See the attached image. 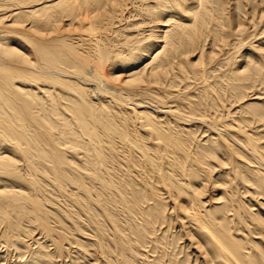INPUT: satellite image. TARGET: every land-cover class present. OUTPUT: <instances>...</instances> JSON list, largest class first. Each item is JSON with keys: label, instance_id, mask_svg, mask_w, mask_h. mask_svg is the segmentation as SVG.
<instances>
[{"label": "bare ground", "instance_id": "1", "mask_svg": "<svg viewBox=\"0 0 264 264\" xmlns=\"http://www.w3.org/2000/svg\"><path fill=\"white\" fill-rule=\"evenodd\" d=\"M27 1L29 2V0H27ZM122 1L126 2L129 0H55V1H51V2L45 0L43 3H38L35 5L29 4V6H27L29 9L26 8V9H28L27 11H24L23 7H17L15 9V12L10 11L11 13L4 17L6 19L8 17H11L12 15H17L20 17L21 14L26 13L27 16L32 14L33 24L28 29H26L25 36L23 35V37H26L27 41L31 40L29 42V44H32L33 47H35V49H37V51L40 55L41 61L44 64V65H41V70H44V71L43 72L40 71L38 73L37 70H35L38 74H32L30 72H24V71L18 72L16 70L14 71V69L12 70L10 68H5L2 66L0 67V133L3 137L2 144L0 142V148H3L6 151L5 152L6 155H4L2 157L0 156V177L3 179L11 181V183L14 184L16 187H18L19 190L22 189V191H19V192H15V191L0 192V198L3 200L4 205H6L5 206L6 211L1 213V215H0V241L2 240V243H4L5 247L7 248V252H9V250H11L13 246H15L17 248L16 250H18V249L19 250L20 249L25 250V252H23L24 255L22 256L24 258L20 260V262H21L20 264H51L50 260H49L50 258L48 259L47 256L41 251V249H39V247L35 249L28 242H27L28 244L23 243L22 234H24V228H25L24 225H25V223H28V225H31V224L37 225L39 227V229L46 231V233L51 235V237L55 236V240H52L53 244L56 246L57 249H62L61 248L62 247L61 246L62 241H61L60 235L58 234L59 232L57 233V235L55 234V232H53L54 229L50 228L51 224L49 225L46 222L47 216L44 214L42 207L39 204H37V202H36L37 201L36 200L37 194L39 195V193H37L39 190V187L37 185L38 183H37L36 175H37V172L41 171L39 166H42L45 164L46 165L45 166L46 171L48 173L50 172L54 176V179L58 180V181H55L56 183L57 182H59V183L65 182V181H68L70 183L77 181V183H78V181L80 180V177H81V174H80L81 172L79 169L77 171L76 167L73 168L70 161L67 160L68 158L66 159V157L64 155V148L62 146H67L70 149L80 148L81 150H83V153L85 152L90 156V157H88V164H93L94 167H96V165H97L99 167L98 169L95 168L96 170L92 167V169H94L93 171H95V172H93L94 176L91 175V177L92 176L95 177L94 180L96 179V181L99 183V187H100L99 188L100 191L98 193L99 195H102L104 190L109 191V190L113 189V187H115L114 183L110 182L111 180L106 179L110 175L109 176L105 175V173L107 171V170H105V166H107V162L109 159L108 156L109 155L112 156L111 153H116L117 151H122L121 154H120V152H119V154L122 155L124 152V154L127 156V158H126L127 159V161H126L127 166H130L133 168L134 167L138 168L140 166V164L141 165L143 164L142 167L144 168V166H145L149 172L153 173V175H152L153 177H155L154 174L157 175L159 178V182L161 181L164 184L163 188L165 187L167 189L169 196L171 195V196H174L176 199H178V198L182 199L180 204H176V203H174L176 200H174V198L171 197L174 200V202L172 204V209H173L174 214H172V215L170 214V215L173 216L172 218L175 221L179 222L178 223V224H180L179 229H180L181 233H183L182 236H187L189 238V244L192 247L195 246L194 248H196V252L199 254V257H200V264H264L263 255L260 252V249H258V247H257L258 244L255 246L256 243L254 242V241H258V239H261V237L263 239L262 235L264 234V220L260 219L258 217V215H254L253 213H252L253 214L252 215L251 211L249 213V210L246 209L247 208L246 206H245V208L243 207V211L240 210L241 212L235 211L234 207H235L236 202L234 203V197L231 194H229V196H232V197H229L228 201H227V203H229L228 207L230 209H228L227 213L223 216V219H225V221L227 220V222H228V223L226 222V225L221 224V221H218V219L215 218L213 215L208 214L207 211H205V209L203 210V208L205 207V202H203L204 200L202 199V195L206 190V184H202V185L200 184L201 186L198 185V187H200V188H198V187L196 188L195 186H193L192 181H189L185 177V176H189L191 174V173L189 174V172H188V167L192 166L193 162L195 161V159L192 158V155L187 153L188 150L187 151L185 150V149H189V148H190L189 150H191L190 144H187V146H189V148L184 149V147H183L184 145L182 146L181 143L177 141L178 139L175 138L176 139L175 140L173 138L174 136L172 137L166 131L167 130L166 128H163L162 126L153 123L150 119H147V116L149 115L146 112L147 109H144L146 111L142 110V108L145 107L146 104H145V106L143 104L142 105L141 104L136 105V107L133 105L135 108H133L130 112H127V111H125L126 108L124 110H122L123 107L120 105L121 103L116 102L117 100L115 101L116 103H118L122 107V109L118 108L116 105L114 106V104H113L114 100H111L115 96L120 98V100L123 99L126 102L129 99H133V98H135L134 100H137L136 97H139V96L141 98L144 97L151 102L150 104L153 103L152 106L156 107L158 105V106L165 108L164 113L166 115L172 116L173 119L175 117L180 118V116H181L180 112L184 108V107H182L183 102L186 103L185 99L187 97L185 99L182 98L185 101L179 102L178 100L181 98L178 99L177 93L176 94L169 93L168 90L163 97H161V95H160V97H155V96H152V94H150L153 92V91H151L152 90L151 85H153L152 83H155V84L159 83L160 84V80H162L163 77H165V79H166V76H168L170 73V69H173V68L184 69L183 67H185L186 65L187 66L191 65L193 68V66H196L199 64L201 58L204 55L209 56V57L213 56L214 50H215L214 46L216 44H213V47L211 46L212 49L214 48L213 50H211V48H210V51H207L208 50L207 46L209 45V31H208V29H209V25L210 24L212 25V21H214V18H215L214 16H216V15L214 14L213 17L209 15L208 10L206 9L207 5L204 7L203 0L202 1L201 0H192L193 2H195L196 5H194V7L189 8V9H188V7L186 8V6H184L182 4L183 0H174L177 7L182 8L183 12H185L187 15L190 16L189 22L185 23L186 21L182 20V21H184V23L183 22H182L183 24L179 23V27H177V29L179 31V32L177 31L179 34L178 40L176 39L177 41L176 40L166 41L165 39H164L165 41H162V40L158 41V39L160 37L166 38V35L168 34L169 29L175 25V24H173L174 17L171 15H168V16L165 15L166 19L164 20L165 17H161L163 13L161 15H159L160 13H158V12H157L158 14L157 13L152 14L153 12L150 13L151 12L150 11L149 13L152 16L153 22H155V24L157 23V26H155V28L162 30V33H161L162 36H158V34L157 35L155 34L156 35L155 37L157 39L156 43L157 42L163 43V46H161L160 49H151V51H150V49H148V51L146 49L143 50L144 52H147L145 54L147 55L146 57L148 58L147 60H149V61L142 68L138 69V68L133 67L130 69H122L123 68L122 66L128 65V63H130L131 60L130 59L129 60L124 59L123 61L119 60L118 59L119 56L116 55L115 53H113L112 50H110V46L107 45L109 48L108 47L106 48L105 46H103L101 44L99 39L95 37L96 34L101 32L100 31L101 29L99 30V28L104 27L101 25H103V24L104 25L105 24L111 25L113 23V20L118 16L117 14H116V16L113 14V13H115L114 8L119 7L121 5ZM134 1L135 0H133V2ZM196 1H197V3H196ZM11 2H12V0H11ZM160 2H161V0H160ZM165 3H168V2L165 1ZM165 3L162 2V4H165ZM130 4H131V2L129 3V5ZM133 4H132V6H134ZM16 5L20 6L21 3L20 4L17 3ZM7 6H8V4H7ZM21 6H23V5H21ZM164 6H167V5H164ZM56 7H61V8H60L58 17L56 19H54L53 18L54 15L51 16L52 15L51 12L54 11L53 9ZM161 7L164 8L163 6H161ZM189 7H191V6H189ZM21 8H23V10ZM149 9H152V7ZM224 9H227V8H224ZM152 10H154V9H152ZM119 11L120 10H118V14H119ZM159 12H163V10H160ZM225 12H226V10H225ZM121 13H122V15H124L123 12H121ZM124 13H125V10H124ZM210 13H212L211 10H210ZM35 14H38V15H35ZM171 14H173V13H171ZM119 16H121V14H119ZM177 16H179V15L177 14ZM220 16H218V17H220ZM52 18L54 20H52ZM181 18H182V16H181ZM62 19H64V20H62ZM84 19L88 21L89 27L87 30L90 31V34H94V36H93L94 39L86 37V36H88L89 33H87V35L85 36L86 38H83V35H82V37L79 35L81 38L78 36L79 42H75V45H74V44H72V40H71V42H70V40H68L69 35L67 36L65 34H67L69 32V30H68L69 27L72 26L75 22H78V24L83 23ZM119 19H120V17H119ZM147 19H148V17H147ZM175 19H176V17H175ZM176 20H178V18ZM51 21H53V22L59 21L62 24L65 21H68V22L70 21V23H69V27L66 24L68 29L65 28L66 26L65 27L62 26L64 28L62 35L59 34V36H57L56 38L55 37L52 38L53 40L47 41L46 39L45 40H42L39 38L37 39L38 35H36V38L33 39L34 37H32L30 35V33H32L31 31H36V32H38L39 36H41L40 34L43 33L44 29H46L51 24ZM179 21H177V22H179ZM214 23L215 22H213V24ZM219 23H222V22L220 21ZM86 24H85V26H86ZM28 25H30V22L28 23ZM28 25H27V27H28ZM110 25L108 27H110ZM118 25H119V23H118ZM229 25H230V23H229ZM229 25H228V22L226 20L222 24L217 23V25H216L217 30H216V28H215V30L217 32V35H219L218 44L219 43L221 44V42H225L226 39L229 37V34H230L229 33L230 31L228 28ZM116 26H113V27H116ZM59 29H60V27H59ZM81 29H84V28H81ZM113 29L114 28H112V32H113ZM40 30H42V31H40ZM7 31H5V32H7ZM73 31H74V29H73ZM104 31L108 32L107 30H104ZM213 32H214V30H213ZM2 33H4V32H2ZM18 33H20V31H18ZM18 33H16V34H18ZM22 33L24 34L23 31H22ZM63 33H65V34H63ZM85 33H86V31H85ZM110 33H111V31H110ZM117 33H118V31H117ZM150 33H155V32L151 31ZM19 35H21V33ZM75 36H77V35H75ZM75 36H72V37H75ZM114 36H115V34H114ZM21 37H22V35H21ZM70 37H71V35H70ZM216 37H215V39H217ZM212 38L214 39L213 36H212ZM110 39H111V37H110ZM181 39L187 41V44H188L187 49H180L179 47H177V46H179ZM105 40H106V38H105ZM27 41L25 40V43H24L25 45H26ZM213 42L214 41H212V43ZM215 42H216V40H215ZM130 43H132V42H130ZM130 43H128V44H130ZM133 43H134V41H133ZM184 43H186V42L184 41ZM107 44H108V42H107ZM134 44H137V43H134ZM84 45H86L87 47L85 46L86 48H84L83 51H80L78 49V47L82 48V46H84ZM125 45H127V44H125ZM10 46L11 45H9V47ZM26 46H28V45H26ZM159 46H160V44H159ZM12 47H14V46H12ZM124 47H126V46H124ZM121 48H123V47H120V51L123 50V49L121 50ZM113 50H115V49H113ZM27 52L28 51H26L24 53H23V51L19 52V51L15 50V47H14V48L6 49L5 52L3 51V53H1V54L3 56L8 55L7 53L14 54L15 55L14 57L20 61V60H24V59L27 60L28 59V57L26 55ZM33 53H35V52H33ZM122 55H124V54H122ZM133 55H134V53H133ZM3 56H0V59ZM193 56H197L196 61H192ZM134 57H135V55H134ZM5 58H6V56H5ZM35 58H36V56H35ZM6 59H8V58H6ZM132 60H133L132 62H134L135 58ZM138 61H140V60H138ZM20 64H19V66H20ZM39 64H41V63H39ZM119 66H121V67H119ZM22 67H24L25 69L28 68V67L26 68L24 65ZM118 67L121 69L118 70L117 69ZM42 68H44V69H42ZM34 69H35V67H34ZM31 70H33V69H31ZM61 70H65V71L68 70L69 72L68 71L67 72L69 73V75L67 73L66 74L64 73L65 75H63L62 73H60ZM71 71L82 74L84 76V78H82L81 75H79L78 77H81L84 80V82L86 84L83 82L84 83L83 85L87 86L88 88L85 86H81L79 84L80 81L78 80V78H77V80L79 81V83H77L78 81L75 82V81H72L70 79H66L67 76L69 77L71 75L70 74ZM187 71H189V70H187ZM186 72H184V73H186ZM199 72L200 71H198V73ZM76 73H72V74L74 75ZM195 75H196V73H195ZM234 76H236V75H234ZM15 77H20V78L24 79V81H23L24 85L27 83L26 81H36L37 80V81L42 82L44 84V85L42 84L44 86V88L39 87L40 88L39 90H41V95H34L33 89H31V88L24 90L21 87L17 86V84L14 85L13 82H14ZM180 77H182V76H180ZM83 80H81V81H83ZM162 82H164V80ZM29 84H30V82H29ZM33 84H35V86H36V83L33 82ZM163 84H165V83H163ZM163 84H162V86L159 85L160 87H158V89H157V86H158L157 85L156 88H154V89H157L158 91H162L164 89L166 90L167 87L164 88ZM209 85L211 86V84H209ZM207 86H208V84H207ZM162 87L164 89H162ZM99 89H104L105 91H107L108 93L113 95V97H110V99L108 98L109 100H111L113 102L112 104H110V102L107 103L106 100H105L106 103H104V101L102 99H104L106 96L103 98L102 93L100 92ZM168 89H170V88H168ZM202 90H205V89L203 88ZM209 92H212V90ZM154 95H155V93H154ZM212 95H215V94L212 93ZM107 97H109V96H107ZM118 98H116V99H118ZM142 101H144V100H142ZM136 102H138V101H136ZM218 103H219V101H218ZM136 104H138V103H136ZM186 105L188 106L189 103ZM197 105L200 106L201 104H197ZM204 106H206V105H203V107ZM140 107H141V109H140ZM129 108L131 109L132 107H129ZM188 108H189V106H188ZM127 109H128V107H127ZM190 110H191V108H190ZM202 110L204 111V108ZM187 111H188V109H187ZM182 112H184V111H182ZM194 114L195 113H193L192 115L194 116ZM205 114H207V112ZM196 116L198 117L197 114H196ZM196 116H194V117H196ZM144 117H145V119H143L144 122L139 121V123H137L139 118H144ZM194 117H193V119H195ZM181 118H183V117H181ZM184 118H186V116ZM155 119H157V118H155ZM199 119H201V121L203 119V122L204 123L207 122V124H208V122H210V120H208V117L205 118V116H203V115L202 116L200 115ZM175 120H178V119L175 118ZM171 121H173L172 118H171ZM194 121H196V119ZM197 121H199V120H197ZM210 123H212V122H210ZM232 123H234V121H231V124H227L225 126L223 125L222 128L225 127V128L232 129L234 131L235 136H237V135L240 136V138L238 139L239 140L238 142H241V143H243V145H245V147H246L245 149H247L250 152L249 154L253 153L254 158L256 156V158L260 160V163H262V162L264 163V158L262 156L263 150L259 147L260 145L258 146L257 143H255L256 141L253 139V137L251 135L245 133L244 130L242 128H240V126H239V128L238 127L234 128V126H232V125H234L235 123L234 124H232ZM163 124L164 123L162 121V125ZM172 124H170V126ZM176 124H178V123H176ZM138 129L143 130L145 132L144 133L145 135L144 134L140 135ZM179 130H180V128H179ZM173 135H175V134H173ZM217 136H222V135H220V132H219V134H217ZM230 139H231V137H230ZM149 140H150V142L154 141L153 144H151L152 142L149 144V142H148ZM223 142H222V140L220 141V143H222L224 145L225 143H223ZM186 143L187 142H185V144ZM24 145L27 147L36 149L37 150V152L35 154L36 156L32 157V158H29L28 156H26ZM226 145H227V148H229V147L231 148V146H229L231 144L226 143ZM4 150H2V151H4ZM230 150L232 152V148ZM230 150H229V152H230ZM225 151H227V150H225ZM234 152H235V150H234ZM15 153L16 154L18 153L19 155L24 156L25 157L24 160L20 157L16 158ZM72 153L73 152H71V154ZM75 153L77 154L78 152H74V154ZM79 153L81 154V151ZM116 154L118 155V152ZM227 154L231 155V153H228V152H227ZM120 155H118V157H120ZM125 155H124V157H125ZM213 155H211L212 158H213ZM236 156L237 155L235 152L234 156H232V157H236ZM86 158H87V156H86ZM208 158H211V157L209 156ZM214 158H216V157L214 156ZM126 159H124V162ZM196 159H197V157H196ZM227 159H229V157ZM235 159L239 160L238 158H235ZM115 160L117 161L116 158H115ZM204 160H205V158H204ZM233 160H234V158H233ZM237 160L235 162L238 164L239 162H237ZM20 161H22L26 165L30 176H27V174H25V173L24 174L21 173L19 171V169H17L18 162H20ZM82 161L83 160H81V163H82ZM124 162H122V164ZM77 163H79V161H77ZM111 163H113V162H111ZM197 163L198 162L196 161V164ZM113 164H111V166ZM119 164L121 165V163H119ZM119 164H117L116 166H119ZM240 164L242 165V162ZM194 165H195V163H194ZM111 166L109 165V169ZM201 166H200V168H202ZM204 166H205V164H204ZM237 166H240V165L238 164ZM142 167L140 169H142ZM241 167L243 168V166H240V168ZM116 169H114V170L116 171ZM118 169H120V168H118ZM127 169H128V167H127ZM127 169H125L126 172H127ZM197 169H199V168H197ZM133 170H129V171H133ZM233 170H234V168H233ZM235 170H237V169H235ZM110 171H111V169H110ZM90 172H92V170H90ZM128 172L126 173V175L129 174ZM115 173H114V175H115ZM123 173L125 174V171ZM123 173H122V175H123ZM132 173L134 174L135 172H132ZM237 173H238V171H237ZM199 174H200V172H199ZM104 175L107 177L105 178ZM139 175L141 176V174H139ZM238 175H239V179H240L241 178L240 174L238 173ZM238 175L236 174V176H238ZM136 176H137V173H136ZM138 176H137V178H139ZM203 176H204L203 178H205V180L209 179V178H206L207 174L205 175V173H204ZM47 177H48V175H47ZM128 177H130V176L128 175ZM121 178H122V176H121ZM130 178L133 179L132 177H130ZM130 178H128V179H130ZM146 178H147V180L150 179L148 177H146ZM114 179H115V177H114ZM128 179H125V180L127 181L126 183H128V187H129V185L131 186V184H129L130 180L128 181ZM140 179H141V177H140ZM135 180H137V179H134V181ZM242 180H244V179H242ZM96 181H95V183H96ZM148 181H147V184H148ZM199 181L203 182L202 179ZM239 181H238V183H239ZM83 182H82V184H83ZM141 182H142V180H141ZM141 182H139V183H141ZM149 182H151V181H149ZM159 182L156 181V183H159ZM229 182H228V184H229ZM91 183H94V182H91ZM123 183H125V181ZM131 183H132V181H131ZM139 183H137V184L139 185ZM142 183L144 184L145 182H142ZM193 183H196V182L194 181ZM60 184H63V183H60ZM65 184H66V182H65ZM132 185H133V183H132ZM140 185H142V184H140ZM140 185H139V187L135 186V184L133 186V187L139 188V191H137L136 197L137 198H140V197L144 198L143 197L144 194H146V196H147V194L150 193V192H148L150 189L149 190L148 189L143 190L141 187L144 185H142L141 187H140ZM117 186H118V184H117ZM120 186H123V185H120ZM124 186L126 187V185H124ZM151 186H149L148 188H150ZM153 186H155V185H153ZM64 187H66V186L61 187L64 189V191H61V193L65 192L66 188H64ZM125 187H124V189H125ZM131 187L129 188V191L132 190ZM158 187L159 186L157 185V188ZM228 187H230V186L228 185ZM58 188H60V187H58ZM67 188H68V186H67ZM71 188H72V186H71ZM95 188H98V187H95ZM95 188H92L91 190H94ZM137 188H136V190H137ZM121 189H122V187H121ZM126 189H125V192H127ZM140 189H141L142 193H143V191H147V190L148 191H147V193L144 192L143 196H141L140 194H138V192H140ZM115 190H114V192H115ZM156 190L158 191L159 188ZM156 190H155V192L157 193ZM2 191H4V190H2ZM70 191H72V190H69V192ZM95 191H96V189H95ZM116 192H115V194H116ZM125 192H124V194H125ZM158 192L160 193L161 190H159ZM65 193H66L65 194V196H66L67 192H65ZM222 193L225 194L224 192H222ZM98 194L96 193L95 197H98L97 196ZM69 195L71 196V193ZM93 195H94V193H93ZM119 195H120L119 197H121V194H119ZM137 195H139V197ZM153 195H154V192H153ZM156 195H158L160 197V195L158 193ZM234 195H235V193H234ZM40 196H41V194H40ZM106 196L108 197L109 195L107 194ZM129 196H130V194H129ZM146 196H145L146 203H148L147 200H149V199H147V198L152 197V196L148 195L147 198H146ZM161 196H163V198L165 197V199H166V196H164V195H161ZM104 197H105V195H104ZM112 197H114V196H111V199H112ZM130 197L127 196V198H130ZM155 197L153 196L154 199H157V197L156 198ZM72 198H74V197H72ZM99 198H100V196H99ZM131 198L133 199V197H131ZM167 198H168V196H167ZM237 198H239V197L236 196V199ZM145 199H143V201ZM89 200H91V197ZM89 200H88V202H89ZM104 200H106V199H104ZM107 200H108V198H107ZM119 200L121 201V199H119ZM134 200L136 201V198L133 199L132 201H130V200L129 201L132 203V202H134ZM139 200L140 199H138V201ZM74 201H76V199H74ZM91 201H94L97 209H99V211L102 212L101 214L104 216L103 218H105L104 220L107 223V226H109V228L111 227V229L113 231L111 238L108 240V242L110 245H113L114 248H119L121 255H122V259H123V260H121V258H120V261H122L121 264H131L133 253L136 251H139L140 248H138V246H137V249H136V247H135L134 249H136V251L133 252V250H134L133 246L134 245H132V244L135 242V240H133L134 242H131L128 239V237L127 238L121 237V236H123L122 235V229L117 222L118 220L116 221V218H119V217H114L113 214H114L115 210L107 205V204H109L110 206H113L112 204H110L111 200H110V202L106 203V205L103 204L102 203L103 201H101L99 199L98 200H91ZM154 201L156 202V200H154ZM171 201H172V199H171ZM81 202H82V200H81ZM116 202H119V201L117 200ZM122 202H120V203H122ZM142 202H141V204L144 205ZM164 202H166V201H164ZM131 203H129V204H131ZM75 204H78L79 206L82 205V204L80 205V203H77V201L75 202ZM114 204L116 206V203H114ZM138 204H140V203H138ZM148 205H150V204H148ZM148 205H146V206L148 207ZM159 205H156V207ZM162 205H163V203H162ZM121 206H122V204H121ZM121 206H119V207H121ZM132 206H133V204H132ZM151 206H152V204H151ZM139 207H141V206H139ZM133 208L135 210H133ZM133 208H132V211H135L136 213H138V211L140 209L139 208L137 210L138 205L137 204L134 205ZM81 209H83L85 211L86 208L84 209L81 206ZM81 209H80V211H81ZM115 209H116V207H115ZM122 209L124 210V207ZM128 209H129V207H128ZM120 210H121V208H120ZM120 210H118V211H120ZM130 210H131V208H130ZM130 210H128V212H130ZM206 210H207V208H206ZM236 210H238V209H236ZM157 211L159 212V209ZM86 212H87V210H86ZM150 212H152V209ZM161 212H162V210H161ZM166 212H164L162 215L164 216ZM213 212L215 213V211H213ZM138 214L141 216L143 215L142 212H141V214L140 213H138ZM158 214H160V213H158ZM244 214H245V217L247 219L251 218L254 221V223H256L255 226L258 228L257 229L258 232H255L254 230L253 231L249 230L248 224L246 222L247 220L244 218ZM85 215H88V214L85 213ZM94 216L95 215H93L92 217H94ZM135 216H137V215H135ZM98 217H102V216H99V214H98ZM120 217H121V221H122L123 218H122V216H120ZM132 217H134V216H132ZM88 218H89V216H88ZM135 218L137 220H140L137 217H135ZM139 218L142 219L144 217L139 216ZM169 218H167V219H169ZM90 219H92V221H93V218H90ZM251 219H249V220H251ZM86 221H85V223H86ZM140 221H139V225L137 224L138 227L140 226ZM142 221H143V219H142ZM145 221H144V224H145ZM157 221H158V219H157ZM157 221H156V223H157ZM159 222H160V220H159ZM234 222H235V224L237 223L236 225H239V226L242 225L241 227H239V231L243 233V235H240L242 238H238L232 234V230L234 228H232L230 224L234 223ZM149 223L146 224V227H148L147 225ZM128 224H129V222H128ZM250 224H251L250 226L253 225L252 223H250ZM88 225H87V227H88ZM142 225L143 224H141V226ZM71 226H72V224H71ZM135 226H136V224H135ZM154 226H155V224H154ZM94 227H96V226H93V228ZM129 227H128V230L130 231ZM138 227H137V229H138ZM93 228L91 227L90 229H93ZM133 228H131V229H133ZM150 228H152V227H150ZM150 228L148 227V230L150 232H152L150 230ZM97 229H98V227H97ZM250 229H253V228H250ZM93 230L95 232V229H93ZM99 230H100V228H99ZM136 231L138 234H140L138 232V230H136ZM236 231L237 230H235V232ZM141 232H144V230L143 231L141 230ZM129 233L131 234V232H129ZM238 233L239 232L237 231V234ZM253 233L256 234V236L253 235ZM100 234H101V231H100ZM148 235H149V237L151 236L149 233H148ZM246 235H251V237L253 235L254 237H252V238L254 240L252 239L253 241H251L250 238H249V240H245L244 236H246ZM138 236H140V235H138ZM141 236L145 238V236H143V235H141ZM97 237H98V235H97ZM102 237L103 238H100V242L98 244H99V247L103 246L105 248L107 246L105 245L106 243H104L105 242L104 236H102ZM130 237H131V235H130ZM142 237H140L138 240H142L143 239ZM101 239H103L102 241H104V242H101ZM95 240H96V238H95ZM262 241H261V243H262ZM137 242L141 243V242H143V240L141 242L136 241V243ZM149 242H151L150 239H149ZM102 243H104V244H102ZM251 243L255 246V248L252 245H250ZM139 245L141 246V244H139ZM259 245H260V242H259ZM143 247H146V246L143 245ZM143 247H141L142 252H143ZM263 247L264 246L261 247L262 250L264 249ZM104 248L103 249L101 248V250H102V253L107 254V255L106 254L105 255L107 257L106 259L108 260V264H114L115 262H116V264H118L116 261L117 259H115L113 261L110 258L111 256H112V259H113V257L115 258V256H114L115 252L114 253L111 251H107V252L105 251L104 252ZM109 248H110V246H109ZM109 248H108V250H109ZM105 250H107V249H105ZM263 252H264V250H263ZM4 253H5V251H4ZM139 255H141V254H139ZM117 256H118V254H117ZM144 256H146V255H144ZM117 258H119V257H117ZM140 258H141V256H140ZM139 259L137 258L136 260L138 261ZM139 263H141V262H139Z\"/></svg>", "mask_w": 264, "mask_h": 264}, {"label": "rangeland", "instance_id": "2", "mask_svg": "<svg viewBox=\"0 0 264 264\" xmlns=\"http://www.w3.org/2000/svg\"><path fill=\"white\" fill-rule=\"evenodd\" d=\"M44 1L45 0H32V1L29 0V2H28L27 0H12V2H11V0H0V5H1L0 6V29H1L0 30L1 31L0 32L1 33L0 34V48H1L0 49V56H3L1 53H3V51L5 52L6 49L14 48V47H15V50H17L19 52H22V51H23V53L26 51L29 52V53L27 52V54H26L28 59L27 60L24 59V60H20V61L14 57L15 56L14 54L7 53L8 55H5V56L8 59H6L5 56H3L4 58L1 57L0 67L2 66L5 68H10L12 70L14 69V71L16 70L18 72L19 71L30 72L32 74H38L40 71H42V72L44 71V70H41V65H44V64L41 61V58H40V55H39L37 49H35V47H33L32 44H29V42L31 40L28 39L29 41H27L26 37H23V35L25 36L26 29H28L33 24L32 14L27 16V14L25 13V14H21L20 17L17 15H12L11 17H8L6 19L4 18L8 14H10L12 11L15 12V9L17 7H23L24 11H27L29 9L27 7V6H29V4L35 5L38 3H43ZM46 1L51 2V1H55V0H46ZM165 1H167L170 5L168 3H165ZM124 2L122 1L121 5L119 7L114 8L115 13H113V14L115 16H116V14L118 15L114 19L115 21L113 20V23L111 25L110 24H107V25L105 24L106 26L104 24L101 25L104 27L99 28V30L101 29L100 30L101 32L98 33L99 35L96 34L95 37L98 38L99 41L101 42V44L103 46H105L106 48L108 46H110V50H112L113 53H115L116 55L119 56L118 57L119 60H121V61H123L124 59L125 60L126 59L131 60L130 63H128V65L122 66L123 67L122 69H130L133 67L140 69L149 61V60H147L148 58L146 57L147 55L145 54L147 52H144L143 50L146 49L148 51V49H150V51H151V49H160L161 46H163V43H159V42L156 43L157 39L155 36L157 34H158V36H162V34H161L162 30L155 28V26H157V23L155 24V22H153V19H152V16L150 13L153 12L152 14H154V13L158 12V13H160L159 15H161L163 13L161 17H165V15H167V16L171 15L174 17V19H175V17H176V19L178 18V20L173 19V24H175V25L177 24V25L176 26L174 25L172 28L169 29L168 34L166 35V38L160 37L159 38L160 40L158 39V41H161V40L162 41H165V40L166 41H174L176 39L178 40V35H179L178 32L179 31H178L177 27H179V23L183 24L184 21H186L185 23L189 22L190 16L187 15L185 12H183L182 8H178L177 5L175 4L174 0H170V1L169 0H161V2H160V0H135L134 2H133V0H129V1H126L125 3ZM130 2H131V4L129 5ZM162 2L165 4H162ZM17 3H19V4L21 3V5H23V6L16 5ZM196 3H197V1H196ZM7 4H8V6H7ZM132 4L134 6H132ZM182 4L184 6H186V8L188 7V9L192 8V7H194V5H196L195 2H193L192 0H185V1L183 0ZM164 5H167V6H164ZM203 5H204V7L207 5L206 9L208 10V13L210 16L213 17L214 14L216 15V16H214L215 18H214V21H212V25L211 24L209 25V29H208V31H209V45L207 46L208 50L206 49L207 51H210V48H211V50H213L215 48L213 56L209 57V56L204 55L201 58L199 64L196 66H193V68L191 65H188V66L186 65L187 67L186 66L183 67L184 69L186 68L185 70L182 68H179L180 70L177 68L170 69V73L168 75L169 77L166 76V79H165V77H163V79L160 80V84L159 83L158 84L152 83L153 85H151L153 87V88L151 87V89H152L151 91H153L155 93V95L153 92L150 93V94H152V96L160 97V95H161V97H163L168 90L169 93H173V94L177 93L178 99L179 98L185 99L187 97L185 99L186 103L183 102V106H182V107H184L182 110L184 112L181 111L180 112L181 116L179 115L180 118L183 117V118H181L182 120L179 117H175L176 119H178V120H175V118L173 119L172 116L166 115L164 113L165 108L158 106V105L156 107L152 106L153 103L150 104L151 102L144 97L141 98L139 96V97H136L137 100H134L135 98H133V99H129L126 102L123 99L120 100V98L115 96L114 98L111 99V100H114V103H113L111 100H109L110 97H113V95H111L110 93H108L104 89H99V90L102 93L103 98L106 96L104 99H102L104 101V103H106V101H107V103L110 102V104L113 103L114 106L116 105L120 109H122V107H123L122 110H124L126 108L125 111H127V112H130L133 108L136 107V105H140V104L142 105L143 104L145 106V104H146V106L143 107L142 110L147 109V111L144 110L149 114L147 116V119H150L153 123L158 124V125L162 126L163 128H166L167 130L166 129L165 130L172 137L174 136L173 137L174 139L175 138L178 139L177 141L180 142L182 146L184 145L183 146L184 149L189 148V146H187V144H190L191 150H189L190 148L185 149V150L186 151L188 150L187 153L191 154L192 158L195 159V161L193 162V165L195 163L196 166L195 165L189 166L188 172H189V174L190 173L191 174L189 176H185V177L189 181H192L193 186H195L196 188L198 187V185L201 186L202 184H206V190L202 195V199L204 200L203 202H205V207L203 208V210L205 209V211H207L208 214L213 215L215 218L218 219V221H221V224L226 225L227 220L225 221V219H223V216L227 213V210L230 209L228 207L229 203H227V201H228L229 197H232V196H229V194H231L234 197V203L236 202L235 207H234L235 211H237V212H239L240 210L243 211V207L245 208V206H246L247 207L246 209L249 210V213L251 211V214L253 213L254 215H258V217L260 219L264 220V189H263L264 188V163L262 161H261L262 163H260V160L257 159L256 156L254 158L253 153L249 154L250 152L247 149H245L246 148L245 145H243V143H241V142H238L239 141L238 139L240 138V136H238V135L235 136L234 131L232 129L225 128V127L222 128L223 125L225 126L227 124H231V121H234L235 124L232 123V124H234V125H232V126H234V128H236V127L239 128V126H240V128H242L245 133H247L253 137V139L256 141V142L255 141L254 142L257 143L258 146L260 145L259 147L263 150L262 156L264 158V0H203ZM161 6H163L164 8H162ZM189 6H191V7H189ZM148 7L149 8L152 7V9H154V10L149 9ZM23 8H21V9L23 10ZM26 8H28V9H26ZM60 8L61 7H56L53 9L56 13L54 11L51 12V14H52L51 16L54 15V17H53L54 19H56L58 17ZM224 8H227V9H224ZM118 10L123 12L124 15H122V13L119 11V14H121V16L123 18L121 16H119ZM124 10H125V13H124ZM160 10H163V12H159ZM210 10L212 13H210ZM225 10H226V12H225ZM171 13H173V14H171ZM177 14L179 16H177ZM35 15H38V14H35ZM181 16H182V18H181ZM218 16H220V17H218ZM119 17H120V19H119ZM147 17H148V19H147ZM53 18H52V20H54ZM64 19H62V20H64ZM165 19H166V17L164 18V20ZM182 20H184V21H182ZM225 20L228 22V25L230 23V25L228 26L230 34H229V37L226 39L225 42H221V44L220 43L218 44L219 35H217V32H216V30H217L216 25H217V23L218 24L224 23ZM177 21H179V22H177ZM218 21L219 22L221 21L222 23H219ZM29 22H30V25H28ZM213 22H215L214 23L215 25L213 24ZM69 23H70V21L69 22L65 21L63 24L59 21L58 22L51 21V24L46 29H44L43 33L40 34L41 36H39L38 32H36V31H31L32 33H30V35L32 37H34L33 39H35L36 35H38L39 37L37 36V39L38 38L42 39V40L46 39L47 41L53 40L52 38H54V37L56 38L57 36H59V34L62 35V32L64 30V28L62 26H64V27L66 26L65 28L68 29ZM84 23L85 24L87 23L86 26ZM118 23H119V25H118ZM66 24L68 25V27ZM74 24L72 26H70L71 28L69 27V29H68L69 32L67 34L63 33L67 36L69 35L68 40H70V42L72 40V44L75 45V42H79L78 41L79 37L80 36L82 37V35H83V38L88 37V38L94 39V37H93L94 34H90V31L87 30L89 27L88 26L89 23L87 20L84 19L83 23L78 24V22H75ZM27 25H28V27H27ZM109 25H110V27H108ZM113 26H116V27H113ZM59 27H60V29H59ZM81 28H84V29H81ZM112 28H114L113 32H112ZM215 28H216V30H215ZM73 29H74V31H73ZM104 30H107L108 32H106ZM213 30H214V32H213ZM5 31H7V32H5ZM18 31H20L23 38L21 37V35H19L20 33H18ZM22 31L24 32V34L22 33ZM40 31H42V30H40ZM85 31H86V33H85ZM110 31H111V33H110ZM117 31H118V33H117ZM151 31H154L155 33H150ZM2 32H4V33H2ZM16 33H18V34H16ZM87 33H89L90 35L88 34V36H86ZM114 34L117 38L114 36ZM70 35H71V37H70ZM75 35H77V36H75ZM211 35L214 37V39L212 38ZM72 36H75V37H72ZM104 37L106 38L107 41L105 40ZM110 37H111V39H110ZM215 37L217 39H215ZM25 40L27 41L26 45H28L29 47L24 44ZM211 40L214 42L216 40V42L212 43ZM133 41H134V43H137L138 45L134 44ZM184 41L186 43H184ZM107 42H108V44H107ZM130 42H132V43H130ZM128 43H130V44H128ZM125 44H127V45H125ZM159 44H160V46H159ZM213 44H216V45L212 49ZM9 45H11V46L9 47ZM12 46H14V47H12ZM85 46L86 45L82 46V48L78 47V49L80 51H83L84 48L87 47V46L86 47ZM124 46H126V47H124ZM120 47H123V48H121V50L123 49L122 51H120ZM177 47H179L180 49H187V47H188L187 41L181 39L180 44ZM113 49H115V50H113ZM33 52H35V53H33ZM132 52L134 53L135 57H134ZM122 54H124V55H122ZM35 56L37 59L35 58ZM134 58H135V60H134V62H132L133 61L132 59H134ZM192 58H193L192 61L197 60V56H193ZM138 60H140V61H138ZM30 62L31 63L33 62V63L31 64ZM39 63H41V64H39ZM19 64H20V66H19ZM23 65L26 68L27 67L28 68L25 69L24 67H22ZM34 67H35V69H34ZM119 67H121V66H119ZM119 67L117 68L118 70L121 69ZM30 68L33 70H31ZM42 69H44V68H42ZM35 70H37L38 73ZM187 70H189V71H187ZM67 71L68 70H66V71L61 70L60 73H62L63 75H65L67 73L69 75V73H68L69 71L68 72ZM198 71H200V72L198 73ZM184 72H186V73H184ZM72 73H76V72L71 71L70 74L72 76L71 75H70L71 77L67 76L66 79H70V80L75 81V82H77L79 80L80 83H79V81L77 83H79L81 86H85V85H83L85 82L82 79V78H84V76L82 74H79V73H76L74 75ZM195 73H196V75H195ZM178 74L182 77H180ZM79 75H81L82 78L78 77ZM234 75H236V76H234ZM77 78H78V80H77ZM81 80H83V81H81ZM163 80H164V82H162ZM23 81H24V79H22L20 77H15L13 83H14V85L17 84V86L21 87L24 90L28 89V88L33 89L34 95H41V90H39V89L44 88V86H43L44 84L42 82L37 81V80L36 81H26L25 80L28 84L26 83L24 85ZM29 82H30V84H29ZM33 82L36 83V86H35V84H33ZM163 83H165V84H163ZM162 84H163L164 88L167 87L166 90L162 87V89H164V90L158 91L157 90L158 87L162 86ZM207 84H208V86H207ZM209 84H211V86ZM156 86H157V89H154V88H156ZM85 87H87V86H85ZM168 88H170V89H168ZM203 88L205 90H202ZM211 90H212V92H209ZM212 93L215 95H212ZM107 96H109V97H107ZM116 98H118V99H116ZM181 99H179L178 101L179 102L185 101L184 99H182V100ZM142 100H144V101H142ZM115 101L118 103H121L120 105L122 107L118 103H116ZM136 101H138V102H136ZM218 101H219V103H218ZM136 103H138V104H136ZM188 103H189V105H188L189 108L186 105ZM191 103L192 104L194 103V104L192 105ZM197 104H201V105L198 106ZM203 105H206V106L203 107ZM207 106L208 107L210 106V107L208 108ZM127 107H128V109H127ZM129 107H132V108L130 109ZM190 108H191V110H190ZM203 108H204V111L202 110ZM140 109H141V107H140ZM187 109H188V111H187ZM206 112H207V114H205ZM193 113H195L194 116H196V114H197L198 117L197 116L194 117L192 115ZM184 115L186 116V118H184L185 117ZM200 115L205 116V118L208 117V120H210V122H212V123H210V122H208V124H207V122L204 123L203 119H202V121H201V119H199ZM193 117L196 119V121H194L195 119H193ZM155 118H157V119H155ZM171 118L173 121H171ZM143 119H145V117L139 118L137 123H139V121L144 122ZM197 120H199L200 122ZM162 121L164 123L163 125H162ZM169 123L170 124L173 123V124L170 126ZM176 123H178V124H176ZM179 128L181 131L179 130ZM138 130H139L140 135H143L145 133L143 130H140V129H138ZM219 132H220V135H222V136H217V134H219ZM173 134H175L176 136ZM230 137H231V139H230ZM2 140H3V137L0 133L1 144H2ZM221 140H222V142L224 141L223 143H225L224 144L225 146L222 143H220ZM148 142H149V144L151 142H152L151 144H153L154 141L150 142V140H149ZM185 142H187V143L185 144ZM226 143L231 144L229 146H231L233 153L231 152V150H230L231 148L229 146H228L229 148H227ZM24 147H25L26 156H28L29 158L36 156L35 155L37 152L36 149L27 147L25 145H24ZM62 147L64 148V155H65L66 159L68 158L67 160L70 161L73 168L76 167V170L78 171V169H79L81 172L80 173L81 177H80V180L78 181V183H77V181H74L72 183L65 181L66 184H65V182H60L63 184H60L59 182H57L58 183L57 184L55 181H58V180L54 179V176L50 172L48 173L46 171V169H45L46 165L45 164L42 166H39L41 171L37 172V175H36L37 183H38L37 185L39 187V190L37 192V193H39V195L37 194L38 199L36 198V200H37L36 202H37V204H39L42 207L44 214L47 216L46 222L49 225L51 224L50 228L54 229L53 232H55L56 235L59 232L58 234L60 235V238L62 241V243H61L62 249H57L56 246L53 244L52 240H55V236L51 237V235L46 233V231L39 229V227L37 225H34V224L28 225V223H25L24 234H22L24 244L29 243L35 249L39 247V249H41V251L47 256V258L48 259L50 258L49 260H50L51 264H105V263L108 264V260L106 259L107 254L102 253V250H101V248L103 249L104 247L103 246L99 247V244H98L100 242V238H103L102 236H104L105 242L102 241L103 239H101V242L106 243L105 245L107 246L104 248V252L105 251L106 252L111 251L113 253L115 252V254H114L115 258L113 257V259H112V256L110 258L113 261L115 259H117L116 260L117 263L121 264L122 261H120V258H121V260H123V259H122V255H121L119 248H114V246L110 245L108 242V240L111 238L113 231H112L111 227L109 228V226H107V223L104 220L105 218H103L104 216L101 214L102 212L99 211V209H97L94 201H91V200H98V199L103 201L104 199H106L102 203L106 205V203L110 202V200H111L110 204H112L113 206H110L109 204H107V205L115 210V212L113 214L114 217H119V218H116V221L118 220L117 222L122 229V235L123 236H121V237H123V238L128 237V239L131 242H134L133 240H135V242L132 244V245H134L133 249L135 247L137 249V246H138V248H140L139 251H136V249L133 250V252L134 251H136V252L133 253L134 258L132 257V261L133 260L134 261L133 262L131 261V264H200V257H199V254L196 252V248H194L195 246L192 247L189 244V238L187 236H182L183 233H181V231L179 229L180 228V224H178L179 222L175 221L172 218L173 216H171L172 214H174L173 209H172V204H173L174 200H176L174 203L180 204L182 199L181 198L176 199L174 196H171V195L169 196L167 189L165 187L163 188L164 184L161 181L159 182V178L157 175L154 174L155 177H153L152 176L153 173L149 172L145 166H144V168L142 167L143 164L142 165L140 164V166L138 168L137 167L133 168V167L127 166V162H126L127 156L124 154V152L122 155H120L122 151H117L118 155H120V157H118V155L116 154L117 152L111 153L112 156H110V155L108 156L109 159L107 162V166H105V170H107L109 172L108 173L106 171L107 174L105 173V175H107V176L110 175L109 176L110 178L109 177L106 178L107 176H105V175H104V177L108 180H111L110 181L111 183L112 182L114 183V186L116 188L113 187V189L115 188L116 189V190L114 189L115 192L117 191L118 193L116 192V194H115L114 190L111 189L109 191L104 190L102 195H99L98 194L100 191L99 183L96 181V179L94 180L95 177H93L94 176L93 172H95L93 170L95 168L98 169L99 167L97 165H96V167H94L93 164H88V157H90V156L85 152L83 153V150H81L80 148L70 149L67 146H62ZM1 149L2 150H4V149L0 148V156L2 157L4 155H6V153H5L6 151L5 150L2 151ZM228 149L230 150V152ZM225 150H227V151H225ZM234 150H235L236 155H237L236 157H232V156H234V153H235ZM80 151H81V154L79 153ZM71 152H73V153L71 154ZM74 152H78L79 154L78 153L74 154ZM119 152H120V154H119ZM227 152L231 153L232 156L227 154ZM15 155H16V158L20 157L23 160L25 158L24 156L19 155L18 153L17 154L15 153ZM124 155H125V157H124ZM208 155L211 158H208L209 157ZM211 155H213V158H214V156L216 158L213 159ZM86 156H87V158H86ZM195 156L197 157V159ZM227 156L229 157V159H227L228 158ZM115 158L117 159V161L115 160ZM204 158H205V160H204ZM233 158H234V160H233ZM235 158H238L239 160H237ZM124 159H126L125 162H124ZM81 160H83L82 163H81ZM236 160H237V162H239L238 164L240 166H243V168L242 167L240 168V166H237L238 164L235 162ZM77 161H79V163H77ZM196 161L198 162L197 164H196ZM111 162H113L114 164ZM118 162L121 163V165ZM122 162H124L123 163L124 165L122 164ZM241 162H242V165L240 164ZM108 164L110 166H111V164H113L111 166L112 168L110 167L111 171L109 169ZM117 164H119V166H116ZM204 164H205V166H204ZM114 166L116 168L118 167L120 169H118V168L116 169ZM200 166L202 168H200ZM92 167L94 169H92ZM127 167H128V169H127ZM141 167H142V169H140ZM197 168H199V169H197ZM233 168H234V170H233ZM17 169H19V171L21 173H23V174L25 173V174H27V176H30L26 165L22 161L18 162ZM114 169H116L117 172ZM125 169H127V172L129 170H133V171L128 172L129 173L128 175L130 177H132L133 179H131L130 177H128V175H126L127 172ZM235 169H237V170H235ZM90 170H92V172H90ZM124 171H125V174L123 173ZM202 171L205 173V175L207 174L206 178H209V179L205 180V178H203L204 173ZM237 171L240 174V177L244 180H242L241 178L239 179V175H238ZM132 172H135V173L133 174ZM199 172H200V174H199ZM114 173H115V175H114ZM122 173L124 176L122 175ZM136 173H137V176L139 174H141V176L139 175L138 176L139 178H137ZM46 174L48 175V177ZM143 174L144 175L146 174L147 176L146 175L145 176L150 178L151 180L150 179H148V180L151 182H149ZM236 174L238 176H236ZM91 175H93V176L91 177ZM121 176H122V178L123 177L124 178L122 179ZM114 177H115V179L116 178L117 179L115 180ZM140 177H141V179H140ZM128 178H130V179H128ZM125 179H128V181L130 180L129 184H131L132 187L134 186V184L137 187H139L140 184L144 185V186L140 185V187L142 186L141 188L143 190L144 189L145 190L150 189L149 191L148 190L147 191L150 192L151 194L148 193L147 196L149 195L152 197L147 198L146 194H144V192L147 193V191L142 190L143 191V193H142L141 189H140V192H138V194H140L141 196H143V194H144V196H143L144 198H142V197L137 198L136 194H137V191H139V188H137V187L132 188L130 185L128 187V183H126L127 181ZM134 179H137V180L134 181ZM201 179L203 180V182L199 181ZM141 180H142V182H145V183L143 184L141 182ZM146 180L148 181V184H147ZM81 181L83 182V184ZM95 181H96V183H95ZM124 181H125V183H123ZM131 181H132L133 185H132ZM156 181L159 183H156ZM194 181L196 183H193ZM238 181H239V183H238ZM91 182H94V183H91ZM139 182H141V183H139ZM228 182H229V184H228ZM137 183H139V185ZM117 184H118V186H117ZM156 184L159 186L158 187L159 190H161L160 193L158 192L159 190L158 191L156 190V189H158ZM120 185H123V186H120ZM124 185H126V187ZM148 185L149 186L152 185L151 186L152 188L151 187L148 188L149 187ZM153 185H155L156 187ZM228 185L230 187H228ZM63 186H66L64 188L67 189V190L65 189V192H67L66 196H65V194H66L65 192L61 193V191H64V189L61 188ZM67 186H68V188H67ZM71 186H72V188H71ZM58 187H60L61 189ZM95 187H98V188H95ZM121 187H122V189H121ZM124 187H125V189L126 188L128 189V190L126 189L127 192H125ZM130 187L132 189V190H130L131 192L129 191ZM92 188H95L96 191H95V189L91 190ZM136 188H137V190H136ZM198 188H200V187H198ZM68 189L72 190V191L69 192ZM2 190H4V191H2ZM155 190L160 195V197L158 195H156L157 193L155 192ZM8 191L19 192V191H22V189L19 190L18 187H16L14 184L11 183V181L3 179L0 177V192H8ZM123 191L125 192V194ZM92 192L94 193V195ZM153 192H154V195H153ZM222 192H224L225 194H223ZM70 193H71V196L74 194L72 196L74 198H72L69 195ZM96 193L98 194L97 195L98 197H95ZM106 193L109 195L108 197L106 196L107 195ZM234 193H235V195H234ZM40 194H41V196H40ZM119 194H121V197H119L120 196ZM129 194L131 197H133V199L136 198V201L134 200V202L131 203L130 201H132L133 199L129 196ZM104 195H105V197H104ZM161 195L166 196V199H165V197L163 198V196H161ZM99 196H100V198H99ZM111 196H114L115 198L112 197V199H111ZM127 196L130 197L131 199L127 198ZM137 196L139 197V195H137ZM145 196L147 199H149V200H147L148 203H146ZM153 196L154 197L158 196V197H157V199H154ZM167 196H168V198H167ZM236 196L239 197L240 199L239 198L236 199ZM90 197H91V200H89ZM171 197H173L174 200ZM107 198L109 201L107 200ZM74 199H76L77 203H80V205L82 204L81 205L82 208H84V209L86 208L85 211L83 209H81V206H79L78 204H75L76 201H74ZM116 199L119 202H116L117 201ZM119 199H121V201ZM138 199H140V200L138 201ZM143 199H145L144 200L145 202L143 201ZM153 199L156 200V202ZM171 199H172V201H171ZM81 200H82V202H81ZM88 200H89V202H88ZM140 201L144 205H142ZM164 201H166V202H164ZM120 202H122V203H120ZM114 203H116V206ZM129 203H131V204H129ZM135 203L138 205L137 210L140 208L138 213L141 214V212H142V214H143L142 215L144 217V218H142L143 221L141 218H139V216L142 217L141 215H139L135 211H132V208L134 207V205H136ZM138 203H140V204H138ZM162 203H163V205H162ZM121 204L124 207V210L122 209L123 207L121 206ZM132 204H133V206H132ZM148 204H150V205H148ZM151 204H152V206H151ZM146 205H148V207ZM156 205H159V206L156 207ZM5 206L6 205H4L3 200L0 198V215L4 211H6ZM119 206H121V207H119ZM139 206H141V207H139ZM115 207H116V209H115ZM128 207H129V209H128ZM120 208H121V210H120ZM130 208H131V210H130ZM157 208L159 209V212L157 211L158 210ZM206 208H207V210H206ZM80 209H81V211H80ZM151 209H152V212H150ZM236 209H238V210H236ZM86 210L88 213L86 212ZM118 210H120V211H118ZM128 210H130V212H128ZM133 210H135V209L133 208ZM161 210H162V212H161ZM163 211L164 212L167 211L164 215L165 217L162 215L164 213ZM213 211H215V213ZM85 213L88 215H85ZM158 213H160V214H158ZM98 214H99V216H102V217H98ZM93 215H95V216L92 217ZM119 215L122 216L123 222L121 221V217ZM135 215H137V216H135ZM88 216H89V218H88ZM132 216H134V217H132ZM135 217H137L141 221L137 220ZM90 218H93L94 222ZM167 218H169V219H167ZM244 218L247 220L246 222L248 224L249 230L250 231L254 230L255 232H258V230H257L258 228L255 226L256 223H254V221L251 218H249L251 220L247 219L245 217V214H244ZM157 219H158V221H157ZM159 220H160V222H159ZM85 221H86V223H85ZM139 221H140V226L138 227ZM144 221H145V224H144ZM156 221H157V223H156ZM128 222H129V224H128ZM147 223H149L147 225L149 228L150 227L153 228V229L150 228V230L152 232H150L148 230V227H146ZM250 223H252L254 226L253 225L250 226L251 225ZM71 224H72V226L73 225L74 226L72 227ZM135 224H136V226H135ZM141 224H143V225L141 226ZM154 224H155V226H154ZM236 224H235V222L230 224L231 227L234 228L232 230V234L238 238H242L240 235H243V233L239 231V227H241L242 225L239 226ZM87 225H88V227H87ZM126 225L128 227L130 226L129 227L130 231L128 230V227ZM93 226H96V227L93 228ZM91 227L93 229H95V232L93 229H90ZM97 227H98V229H97ZM137 227H138V229H137ZM99 228H100V230H99ZM131 228H133V229H131ZM250 228H253V229H250ZM136 230H138V232L140 234H138ZM141 230L142 231L144 230V232H141ZM235 230H237L239 233L237 234V231L235 232ZM100 231H101V234H100ZM128 231L131 232V234ZM148 233L151 235L150 237H149ZM97 235H98V237H97ZM130 235H131V237H130ZM138 235H140V236H138ZM141 235L145 236V238L142 237ZM253 235L256 236V234H254V233H253ZM253 235H252V237H254ZM262 236H263V239H262V237H261V239H258L261 246L259 245L258 241H254V242L256 243L255 246L258 244L257 247H258V249H260V252L263 255V262H264V254H263L264 249L262 250V248H261L262 246H264V234ZM140 237L143 238L142 240L144 243L141 242L142 240H138ZM252 237H251V235H246V236H244V239L249 240V238H250L251 241H253L254 239ZM95 238H96V240H95ZM149 239L151 240V242H149ZM136 241H140L141 243H139V242L136 243ZM261 241H262V243H261ZM104 243H102V244H104ZM139 244H141V246ZM142 244L145 245L146 247H143ZM108 245L110 246V248ZM250 245H252L255 248V246L252 243ZM141 247H143V252H142ZM108 248H109V250H108ZM16 249L17 248L15 246H13L12 249L9 250V252H7V248L5 247L4 243H2V240H1L0 241V264H18V263L20 264L21 263L20 260L24 258L22 256L24 255L23 252H25V250H21V249L16 250ZM105 249H107V250H105ZM4 251H5V253H4ZM117 254H118V256H117ZM139 254H141V255H139ZM144 255H146L147 257ZM116 256L119 258H117ZM140 256H141V258H140ZM137 258L138 259L140 258V259L137 261L136 260ZM139 262H141V263H139ZM114 264H116V262Z\"/></svg>", "mask_w": 264, "mask_h": 264}]
</instances>
